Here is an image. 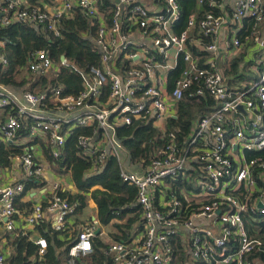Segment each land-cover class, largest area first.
I'll list each match as a JSON object with an SVG mask.
<instances>
[{
  "label": "built area",
  "instance_id": "2783aa9c",
  "mask_svg": "<svg viewBox=\"0 0 264 264\" xmlns=\"http://www.w3.org/2000/svg\"><path fill=\"white\" fill-rule=\"evenodd\" d=\"M162 1L163 9L157 13L147 8L146 0H61L56 11L49 14L40 7L23 6L21 0H0V27L14 23L46 26L55 35L60 19L79 9L97 21L92 42L99 58V66L80 70L66 59L54 64L44 50L30 53L26 74L42 77L58 66L70 67L81 79V89L75 95H64L56 86L30 92L0 82V143L15 151L8 157V166L0 164V174L19 166L24 180L41 181L46 171L36 157L35 146L28 143L45 138L44 148L49 147L56 159L73 131L84 129L88 133L77 136L80 153L92 160L94 170L109 159L119 162V178L135 188V206L143 224L140 233L129 240L108 245L105 254L111 257V264H172L176 253L183 255L186 264H254L256 255L264 257V243L249 235L246 221L264 222V187L254 189L253 178L254 172H264V158H251L236 168L234 147L264 150V125L260 124L264 119V64L249 91L231 94L215 63L204 60L207 53L217 55L218 32L227 22L211 11L215 0H195L210 11L199 19L189 16L185 29L178 34L171 32L180 18L178 0ZM235 3L232 22L241 23L244 18L264 22L261 0ZM106 5L110 6L108 16L100 10ZM193 30L203 38L195 52L189 44ZM134 33L148 38L151 45L132 40ZM224 46L238 48L240 42L233 39ZM3 47L0 40V74L8 64ZM170 51L185 66L167 91L159 72L167 68ZM248 93L253 100L247 98ZM203 94L219 104L211 115L198 120L185 138L175 132L165 133L167 143L161 154L139 166L141 171L135 170L138 166L127 165V152L117 137V128L136 121L166 124L176 119L177 105L184 95ZM239 105L245 106L246 112H258L248 127L252 136L247 137L243 128L234 124L229 128V139L226 128L231 121L227 116ZM24 187L23 182L0 184V226L11 233L16 230L15 218L22 213L15 201ZM60 190V183L54 182L45 207L34 204L30 212H23L26 228L35 231L49 219L53 230L70 232L68 220L74 208L58 194ZM96 227L88 222L77 228L68 251L71 260L92 253ZM19 233L30 236L25 229ZM29 240L38 247L41 258L47 249L46 240L40 235ZM5 263L6 258L0 255V264Z\"/></svg>",
  "mask_w": 264,
  "mask_h": 264
},
{
  "label": "trees",
  "instance_id": "16d2710c",
  "mask_svg": "<svg viewBox=\"0 0 264 264\" xmlns=\"http://www.w3.org/2000/svg\"><path fill=\"white\" fill-rule=\"evenodd\" d=\"M36 1L26 0L28 5L38 7ZM178 3L181 13L179 20L172 27L175 33L185 29L188 16L195 9L194 0H178ZM203 6V12L210 11L207 5ZM101 9L106 11V16H108L110 6L106 5ZM92 22L94 26H91ZM57 26L58 35L46 26L36 28L30 24L14 23L0 27V40L4 42L1 51L8 60L7 66L1 70L0 82L2 84L14 90L30 92H42L49 86H56L63 90L64 95L78 93L82 86L81 79L70 67L58 66L42 77L25 73L30 53L38 50L46 51L54 64H59L61 56H65L71 66L80 70L99 66V58L93 51L92 42L97 28L96 20L92 21L79 9H74L70 16L62 17ZM184 66L183 61L179 59L175 70L169 74L172 87ZM237 71L235 63L226 73L237 75ZM218 106V102L209 94L194 97L184 95L177 105L176 119H169L163 132L145 121H136L130 126L117 128V137L128 154L129 164L131 166L146 164L155 156L160 155L167 143L165 133L175 132L179 138H185L198 120L211 115ZM81 133L87 134L88 131L85 132L84 129L73 131L58 158L54 159L48 153L46 155L53 169L68 174L69 182L77 190L74 194L60 190L58 194L66 198L73 206L75 215L82 214L87 201L92 200L96 205L99 225L111 230L109 240L111 242L127 241L132 225L139 220V210L134 205L136 190L120 180V164L116 159H109L100 169L94 170L92 160L82 155L78 149L77 136ZM14 152L9 145L0 143L1 166L9 165L8 157ZM31 186H34L33 181H28L24 191ZM23 194L24 192L21 196ZM17 200L15 207L18 211L22 213L31 211L30 203L25 204ZM43 206H46L45 203ZM127 215L130 216L124 224L112 222L115 219L121 221ZM76 225L79 227L80 223L77 221ZM246 227L250 236L264 243V222L246 221ZM36 230L47 242L45 254L39 259L38 247L29 240L27 234L14 235L12 233L14 236L10 242L12 251L5 264H111L112 262L111 257L105 254L110 244L104 242L99 235L92 240L91 254L71 260L68 251L78 232L77 228L70 240L65 238L67 231H55L48 222L37 225ZM9 235H6L8 239ZM257 256L264 261L262 254ZM181 260H184V257L179 253L173 264Z\"/></svg>",
  "mask_w": 264,
  "mask_h": 264
},
{
  "label": "crops",
  "instance_id": "0c3cea01",
  "mask_svg": "<svg viewBox=\"0 0 264 264\" xmlns=\"http://www.w3.org/2000/svg\"><path fill=\"white\" fill-rule=\"evenodd\" d=\"M36 2L38 7L48 12L49 14L54 13L61 4V0H37ZM194 2H195V9L189 16L193 15L195 18L199 19L205 13H207V11L203 12L204 4L199 5L196 3L195 0ZM215 2H216V6L213 9H211V11L215 15H222L224 18H226L227 22L218 32V37L216 40L220 48L217 55L212 56L210 53H207L204 55V60L213 61V63H215L216 68L222 74L225 80V84L227 85L229 92L231 94H234L238 91H249L252 83L258 80V71H260L263 68V64H264V22L255 23L250 18H244L241 23L232 22L231 16L235 10V4H236L235 0H215ZM261 3L262 6L264 7V0H261ZM21 4L23 6H27L28 3L26 2V0H21ZM146 5L150 11L157 13H159V11H161L164 6L162 0H146ZM100 10L107 15L106 11L102 10L101 8ZM102 19L103 16L100 15L99 18L100 23ZM172 27L173 25L171 26V32L174 34H178L174 32ZM134 36L135 37H133L132 40L137 41L139 44L151 45V42L149 41L148 38H143L137 33H134ZM233 39H238V41L240 42V46L238 48L231 47V49H224L225 48L224 45L231 43ZM202 41L203 38L201 37L200 32L198 30H193L191 32V41L189 43L190 45H192L191 47L192 50L194 51L196 49L195 46L199 45ZM169 57L170 58L168 59L166 64L167 68L162 69L159 72L160 78H162L163 85L166 87L167 91H170L172 88V85L169 82V74L174 70L176 63L179 61L174 55L173 51L169 52ZM235 63L238 68L237 71L238 74L237 75L227 74L226 72L228 70L230 71L231 66H233V64ZM247 98H252V100L254 99L251 93H248ZM173 113H175L174 110ZM257 113H258L257 111L246 112L245 106L239 105L235 111L231 112L227 116V121H231V125L226 128V132L228 133L227 137L229 139L232 138V133H231L232 131H229V128L233 129L232 126L234 124L238 125V127L240 128H243V130L247 133L246 134L247 137H251L252 135H250L248 127L250 123L255 120ZM166 124L164 122H155L153 124V127L163 132L165 130ZM260 124L261 126L264 125V119ZM44 139L45 138L28 143V145L35 146L36 157L39 163H42L46 171V175L43 179H41V181L35 179L24 180L21 171H19L18 168L19 166L16 168L12 167L9 169H4L3 171H1L0 174L1 177L0 184H4V185H14L16 183L23 182L24 186H26L28 181H33L34 186L33 187L31 186L30 188L25 190L23 196L19 198V202L21 201L25 204L30 203L31 206L34 204L45 203L50 193L51 184H53L54 182H59L62 190L70 191L72 194L77 192L76 188L69 182V175L66 173H60L55 171L47 161L46 155L48 153L51 156V153L49 151V147L44 148V145L46 143ZM257 157L264 158V150L246 151L240 145L234 147V167L236 168L239 167L241 164L245 163L247 160ZM126 163L129 166L128 164L129 161H126ZM141 165L143 164L140 163L134 165V167L136 166L139 167ZM135 170L141 171V168L139 167L138 169ZM253 178L255 180L254 189L261 190L264 187V172L263 171L254 172ZM25 214L26 213H20V215H18L15 218L16 230H14L15 231L14 235H17L20 231L25 229L26 232H30L29 237L31 238V240H34L35 238L37 239L40 235L39 232L37 230L34 231L31 227L29 228L25 227V221L23 220ZM128 216L130 215H127L121 221L115 219L112 222L117 224H124L127 221ZM45 221L49 222V219H46ZM77 221L80 223V226L88 222H93L94 224L97 225L96 228H99L101 230V234H99V236L103 240L105 236H107L108 239L106 243L109 242L108 236L111 230L108 227L104 228L99 225L97 220L96 205L92 200L87 201V206L83 210L82 214H76V215L74 214L73 216H71L68 223L70 232L67 231L65 235L66 239H69L71 236H73L74 229L78 228L76 225ZM256 221L260 223L263 222V220L259 221L258 219H256ZM142 226H143L142 221L140 220L136 221L130 229V233H129L130 237L133 236L134 233L136 232L140 233ZM106 229H107V234L105 233ZM8 234H10L9 239L6 236ZM12 237L14 236L12 235L11 232L6 231L3 226H0V255L4 256L6 260L8 259L12 251V247L10 244ZM176 254L178 255V253ZM177 255L175 256L177 257ZM256 256L254 259L255 260L254 264H264V261L260 257L258 256L256 257ZM176 264H186V260L177 261Z\"/></svg>",
  "mask_w": 264,
  "mask_h": 264
},
{
  "label": "water",
  "instance_id": "95a60500",
  "mask_svg": "<svg viewBox=\"0 0 264 264\" xmlns=\"http://www.w3.org/2000/svg\"><path fill=\"white\" fill-rule=\"evenodd\" d=\"M65 57L64 56H61L60 60H64ZM99 232H100V229L99 228H96L95 230V235L98 236L99 235Z\"/></svg>",
  "mask_w": 264,
  "mask_h": 264
},
{
  "label": "rangeland",
  "instance_id": "374dc122",
  "mask_svg": "<svg viewBox=\"0 0 264 264\" xmlns=\"http://www.w3.org/2000/svg\"><path fill=\"white\" fill-rule=\"evenodd\" d=\"M105 233L107 234V229L105 230ZM107 236H105V238H104V242H106L107 241ZM112 242L109 240V244H111Z\"/></svg>",
  "mask_w": 264,
  "mask_h": 264
}]
</instances>
